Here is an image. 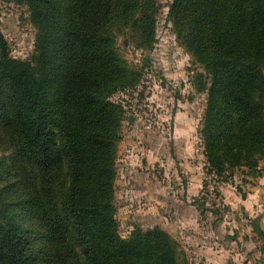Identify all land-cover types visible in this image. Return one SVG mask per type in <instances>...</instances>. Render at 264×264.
Returning a JSON list of instances; mask_svg holds the SVG:
<instances>
[{
	"label": "trees",
	"instance_id": "1",
	"mask_svg": "<svg viewBox=\"0 0 264 264\" xmlns=\"http://www.w3.org/2000/svg\"><path fill=\"white\" fill-rule=\"evenodd\" d=\"M12 1L28 5L38 31L34 52L17 58L0 25V149L10 151L0 157V180L9 177L0 184V264H182L171 232L138 223L124 236L117 216L130 115L114 96L142 74L119 38L155 49L160 0ZM167 21L203 68L191 83L207 93L205 174L219 184L263 175L264 0H169ZM206 184L195 204L223 219L231 208L216 207Z\"/></svg>",
	"mask_w": 264,
	"mask_h": 264
},
{
	"label": "crops",
	"instance_id": "2",
	"mask_svg": "<svg viewBox=\"0 0 264 264\" xmlns=\"http://www.w3.org/2000/svg\"><path fill=\"white\" fill-rule=\"evenodd\" d=\"M131 124L135 130L119 142L126 211L171 232L185 251L182 264H264V173L222 181L234 215L218 219L195 204L206 165L198 123Z\"/></svg>",
	"mask_w": 264,
	"mask_h": 264
},
{
	"label": "rangeland",
	"instance_id": "3",
	"mask_svg": "<svg viewBox=\"0 0 264 264\" xmlns=\"http://www.w3.org/2000/svg\"><path fill=\"white\" fill-rule=\"evenodd\" d=\"M168 1L160 0L161 9L158 14L157 35L158 43L152 51H142L126 38L120 36L119 46L122 54L133 67L141 69V77L146 70L153 71V84L148 91V97L155 108L154 119L146 121L145 118L136 117L125 119L123 137L126 131L132 132L134 124L131 123H198L202 122L206 107L207 93L196 92L192 88L191 78L194 72L202 71V65L195 62L193 57L179 43L176 34L171 29V23L167 21ZM0 25L10 50V54L17 58H28L35 48V39L38 29L30 19V11L27 4H17L12 0H0ZM149 55L151 63L145 64V58ZM147 92V88L145 90ZM128 115V112H126ZM133 125V126H131ZM200 134V133H199ZM137 140V139H136ZM7 149H0L1 155H9ZM122 148L118 154V176L116 179V203L118 206L117 216L120 221L121 233L128 236L134 225L142 224L143 219L137 217L139 212L126 211L125 194L122 184ZM2 165L0 164V169ZM9 177L0 180V184ZM205 179V178H204ZM131 209V210H133ZM234 215V213H232ZM168 218L169 210L164 211ZM233 217V216H232ZM154 220L144 222L145 226L153 225ZM25 225L33 228V221L26 219ZM35 227V226H34ZM42 245L37 243V258L40 257Z\"/></svg>",
	"mask_w": 264,
	"mask_h": 264
},
{
	"label": "built area",
	"instance_id": "4",
	"mask_svg": "<svg viewBox=\"0 0 264 264\" xmlns=\"http://www.w3.org/2000/svg\"><path fill=\"white\" fill-rule=\"evenodd\" d=\"M152 72L151 70L145 71L137 85L119 89L114 96L117 101L121 102L127 108L130 116L132 115L133 118L137 116L145 118V120L149 122L154 119L155 113V108L151 104V99L147 96L153 84L152 78L154 73ZM146 88L147 92H145ZM217 178L218 176L216 174H205V179L207 181L206 191L210 201H214V205L222 209L225 208L226 203L221 192L219 194L220 184L217 182ZM232 213L233 211L231 209H227L223 219L231 221L233 219Z\"/></svg>",
	"mask_w": 264,
	"mask_h": 264
},
{
	"label": "water",
	"instance_id": "5",
	"mask_svg": "<svg viewBox=\"0 0 264 264\" xmlns=\"http://www.w3.org/2000/svg\"><path fill=\"white\" fill-rule=\"evenodd\" d=\"M130 117H132V115Z\"/></svg>",
	"mask_w": 264,
	"mask_h": 264
}]
</instances>
